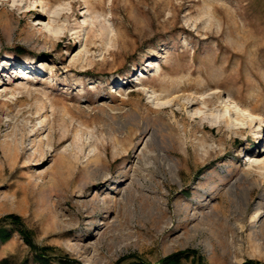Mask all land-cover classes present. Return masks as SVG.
<instances>
[{
  "label": "rangeland",
  "instance_id": "rangeland-1",
  "mask_svg": "<svg viewBox=\"0 0 264 264\" xmlns=\"http://www.w3.org/2000/svg\"><path fill=\"white\" fill-rule=\"evenodd\" d=\"M263 160L264 0H0V261L264 264Z\"/></svg>",
  "mask_w": 264,
  "mask_h": 264
},
{
  "label": "bare ground",
  "instance_id": "bare-ground-1",
  "mask_svg": "<svg viewBox=\"0 0 264 264\" xmlns=\"http://www.w3.org/2000/svg\"><path fill=\"white\" fill-rule=\"evenodd\" d=\"M64 11H59L58 14L61 15L63 14ZM218 89L215 91V93H218ZM221 91V90H220ZM218 97H219V94H217L216 98H208V97H198V96H191L190 97V100L187 104H190V105H195L197 103H204V105L206 107H208V109L210 110V119L207 118V116H203V115H197L196 118L200 119V121H206L208 123H211V125H219V127L221 126L222 124V118H221V115H219L218 118L214 117L216 115L217 112L221 111L224 109V106L225 104H222L220 100H218ZM161 107H164V106H161ZM228 109H230V111L234 114H240V110L238 108H231L229 106H227ZM175 114H177L176 112H174ZM212 117V119H211ZM134 119H138V115H134L133 116ZM207 120H210V121H207ZM225 126L227 127L228 130H235V132H243V130L246 128L244 126H238V125H232V122H226L225 123ZM204 128H205V125H204ZM221 128V127H220ZM234 132V131H233ZM161 139L160 143H162V135H158ZM159 141V140H158ZM164 141V140H163ZM161 145V144H160ZM254 166H258V173L260 175H263L264 174V160L263 162H261V164L257 163V164H253Z\"/></svg>",
  "mask_w": 264,
  "mask_h": 264
},
{
  "label": "trees",
  "instance_id": "trees-1",
  "mask_svg": "<svg viewBox=\"0 0 264 264\" xmlns=\"http://www.w3.org/2000/svg\"><path fill=\"white\" fill-rule=\"evenodd\" d=\"M9 217L12 219L11 220L12 223L21 224L19 216L14 215V214H10ZM21 233H22V236L24 238V241L35 251V255H34L35 260L40 262V264H47V262L49 261L48 258L46 257V255L44 253H37L36 252L37 247L31 241L28 233L26 232V230L24 228L21 230ZM8 237H9V232L5 228L0 227V239L5 240ZM181 254L182 253H176V254H173L172 256L167 257L166 259L163 260L164 264H178L179 255H181ZM60 263L61 264H69V263H65V261H61ZM0 264H9L8 259H2L0 261ZM242 264H259V262L258 261H246Z\"/></svg>",
  "mask_w": 264,
  "mask_h": 264
}]
</instances>
